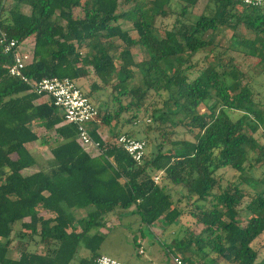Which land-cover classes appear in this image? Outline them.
<instances>
[{
	"label": "trees",
	"instance_id": "1",
	"mask_svg": "<svg viewBox=\"0 0 264 264\" xmlns=\"http://www.w3.org/2000/svg\"><path fill=\"white\" fill-rule=\"evenodd\" d=\"M198 1L0 0V264H96L101 230L118 209L163 231L187 217L181 236L163 245L188 264H264L253 246L264 233V190L242 178L264 164L256 136L264 105L232 54L264 63V5L207 0L196 21L184 20ZM227 25L241 45L207 37ZM2 33L20 45L34 37L23 69L29 79L88 83L80 88L99 109L88 126L102 153L79 142L53 97L10 74ZM133 47L147 56L136 60ZM107 127L111 140L101 132ZM121 134L146 140L141 163L115 143ZM30 143L48 145L49 167ZM88 207L85 217L73 214Z\"/></svg>",
	"mask_w": 264,
	"mask_h": 264
},
{
	"label": "rangeland",
	"instance_id": "2",
	"mask_svg": "<svg viewBox=\"0 0 264 264\" xmlns=\"http://www.w3.org/2000/svg\"><path fill=\"white\" fill-rule=\"evenodd\" d=\"M204 0L201 1L197 7L191 8L186 13V17L193 18V21H196L200 14L202 13V8L204 6ZM126 7V6H125ZM123 7V8H125ZM175 9H179L180 7L175 5ZM175 20V15L164 19L162 25L164 27H169L173 24ZM190 21V20H188ZM192 21V22H193ZM123 26L126 28H131V24L129 22H123ZM231 35L234 32V29L231 28ZM245 27H241L239 34H245ZM229 45L237 46L241 45L240 43L234 41L229 42ZM34 46V37H29L26 41L23 42V50L24 55L26 56L27 61L32 58V51ZM133 51L135 53L136 60H140L147 56V54L139 47H133ZM86 49L84 50V53ZM232 54L236 57L238 62H240V67L244 71V83L250 85V87L254 90L256 95V101L262 105H264V63L261 65L256 64L257 59L249 60V58L245 57L242 52H232ZM212 55L211 53L209 54ZM117 64L120 65L121 60H116ZM136 78L134 81L129 83V85H133L139 77L140 72H136ZM87 83L84 79L77 81V84L81 86L82 84ZM88 85V83H87ZM86 87L84 88V90ZM240 111L231 110L230 114L237 118L240 115ZM143 119L139 120V124L142 123ZM263 128L260 129L259 133L256 134L257 137H260V141L264 142V135L262 136ZM264 133V132H263ZM106 138L113 139L112 127L106 128ZM141 135V134H140ZM141 136H144L143 134ZM28 147L32 150H37L39 152V161L44 167H49L52 162V153L48 147V145L30 143ZM228 175L236 171H231V169H227ZM240 173V172H239ZM238 173V174H239ZM243 179L250 180L253 183V186L256 187L257 190H264V164H258L246 173L242 175ZM91 207L84 209H76L73 214L76 215L77 218H80L83 213L86 215ZM241 215L246 218L249 213L247 211H243ZM246 220L244 219V223ZM187 223V217L183 218V224L178 226H173L169 228V230L163 231V227L159 224L157 226L148 227L142 223L141 218L138 214L132 213L130 210L118 209L116 214L111 213L108 215V222L106 226L101 230L103 234H105V241L100 249L102 254L109 255L113 258L119 259L126 264H158L159 261L168 264V254L166 253V249L163 245L164 241L167 243L171 242L172 239L176 237H180L182 234V227ZM20 227V224L18 225ZM200 226L196 227V231H200ZM136 237L142 238V243L140 247L135 246L134 239ZM253 246L259 250V259L261 261L264 259V233L254 241ZM42 247V246H41ZM40 250L43 249V247ZM139 248L144 252L140 253ZM10 255L12 257L18 256V251L10 250Z\"/></svg>",
	"mask_w": 264,
	"mask_h": 264
},
{
	"label": "built area",
	"instance_id": "3",
	"mask_svg": "<svg viewBox=\"0 0 264 264\" xmlns=\"http://www.w3.org/2000/svg\"><path fill=\"white\" fill-rule=\"evenodd\" d=\"M243 4L251 6H263L264 0H240ZM1 42L5 50L13 53V64L9 67L10 74L21 77L27 81L32 88L39 93H47L54 98L55 104L63 111L65 120L76 125L78 130L79 142L92 154L96 155L103 152L100 142L93 139L89 122L97 117L99 109L80 88L77 82L71 78L45 77L39 81L29 79L23 73L27 64L24 55L23 44H18L15 39H7L6 34L2 33ZM117 145L125 148L132 158L141 163L145 157L147 142L145 139H138L127 134H121L115 138ZM160 175L155 176V181H159ZM140 252H144L142 249ZM174 264H188L178 255L172 254ZM96 264H126L125 262L102 254Z\"/></svg>",
	"mask_w": 264,
	"mask_h": 264
},
{
	"label": "crops",
	"instance_id": "4",
	"mask_svg": "<svg viewBox=\"0 0 264 264\" xmlns=\"http://www.w3.org/2000/svg\"><path fill=\"white\" fill-rule=\"evenodd\" d=\"M203 2V0H199L198 1V3L196 4V6L195 7H197L199 4H200V2ZM205 2H204V6H203V8L201 9L202 11H203V9H204V7H205V5L207 4V0H204ZM175 5H179L178 3L176 4L175 3ZM174 5V6H175ZM177 15H175V17H176ZM183 19L184 20H190V21H193L191 18H189V17H186V15L183 17ZM241 27H243V26H241ZM241 27H240V29H241ZM232 27H230V26H220L216 31H210L208 34H207V37L208 38H211V40L215 43V45H218V46H220V47H228V46H230L228 43L230 42H234V38H232V35H231V31H232V29H231ZM240 29H239V31H240ZM101 132H102V135H103V137L105 138V139H107L106 138V136H107V134H106V128H102L101 129ZM109 140V139H108ZM111 140V139H110ZM85 216H87V214L85 215L84 213H83V215L81 216V217H85ZM80 217V218H81ZM153 228V227H152ZM139 241H140V243H142V239L140 238L139 239ZM141 250V249H140ZM141 253V252H140ZM143 253V252H142ZM172 254L171 255H169L168 256V264H173V262H172ZM153 264H155V263H153ZM158 264H165L164 262H161V261H159L158 262Z\"/></svg>",
	"mask_w": 264,
	"mask_h": 264
}]
</instances>
